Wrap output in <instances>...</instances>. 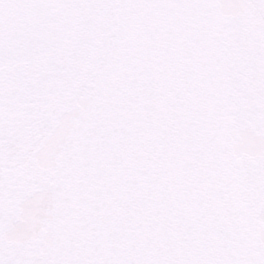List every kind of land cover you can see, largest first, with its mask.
I'll list each match as a JSON object with an SVG mask.
<instances>
[{
    "label": "snow or ice",
    "instance_id": "obj_1",
    "mask_svg": "<svg viewBox=\"0 0 264 264\" xmlns=\"http://www.w3.org/2000/svg\"><path fill=\"white\" fill-rule=\"evenodd\" d=\"M0 264H264V0H0Z\"/></svg>",
    "mask_w": 264,
    "mask_h": 264
}]
</instances>
